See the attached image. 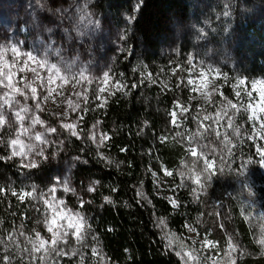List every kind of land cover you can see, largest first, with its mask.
I'll use <instances>...</instances> for the list:
<instances>
[{
	"label": "trees",
	"instance_id": "obj_1",
	"mask_svg": "<svg viewBox=\"0 0 264 264\" xmlns=\"http://www.w3.org/2000/svg\"><path fill=\"white\" fill-rule=\"evenodd\" d=\"M47 2L50 8L38 12L41 23L75 30L80 13L73 5L81 0ZM66 8L72 10L71 21L55 14ZM89 9L90 16L109 18L123 29L122 51L111 62L123 87L102 103L91 99L83 105L78 113L81 139L63 129L55 139L59 159L78 158L73 177L99 184L83 208L61 189L45 196L47 205L44 199H20L22 193L32 191L31 185L37 186L35 197L53 188L54 167L49 160L36 169L25 167L12 156L10 144L0 146V155L12 157L0 160V239L10 246L18 243L21 250L31 248L26 237L35 240L36 231L43 237L51 207L63 200L88 217L97 237L95 241L89 237L88 248L75 245L84 257L83 264H194L183 237L189 225L211 241L209 250L220 264H264V245L258 243L264 237V173L256 151L264 145L248 110L241 108L247 106L234 91L238 78L248 85L264 78V0H91ZM193 69H210L217 75L206 101L193 95L194 86L189 83ZM181 108L188 111L181 114ZM172 113H176L175 123ZM233 113L241 129L239 140L228 126ZM205 116L210 118L205 120ZM10 122L13 127L0 133L6 142L16 136L17 124ZM93 125L107 133L105 147L98 149L88 138ZM198 132L203 139L196 137L190 144ZM217 132L220 139L229 134L234 151L220 165L222 173L217 171L219 157L212 159L210 187L197 199L192 190L198 185L179 172H186L184 163L195 159L191 148L200 152L199 145L205 144L210 152L223 147ZM98 152L113 163L106 166ZM199 163L203 166V160ZM165 169L172 175H165ZM241 171L244 177H239ZM153 172L167 180L176 208L157 192ZM104 196L113 203L105 202ZM158 220L165 223L161 226ZM167 237L173 238L171 244ZM229 237L247 254L230 252ZM180 251L186 254L184 258L177 254ZM7 255L16 257L13 264H44L38 259L40 252L33 253L37 259L30 261L26 253L21 259L20 251L5 252L0 244V264H7ZM48 264H81V256L65 255Z\"/></svg>",
	"mask_w": 264,
	"mask_h": 264
},
{
	"label": "rangeland",
	"instance_id": "obj_2",
	"mask_svg": "<svg viewBox=\"0 0 264 264\" xmlns=\"http://www.w3.org/2000/svg\"><path fill=\"white\" fill-rule=\"evenodd\" d=\"M37 13L35 9V0H0V45H19L21 47V56L13 57L11 51L3 53V58L0 59V96H3L4 92L9 93V97L15 96L22 103L28 104L34 109L31 114L40 116L45 120L46 124H50L56 127L58 130L63 129V123H73L75 125L74 130L78 132V113L87 101L94 99L98 103H102L107 95L112 91H116L122 86L119 77L111 68V62L114 57L122 51L123 47V29L115 24L114 21L109 18L98 16L87 17L84 21L79 23L80 30L84 35H78L76 30H69L61 26H46L41 23L42 27L51 28L53 30L52 37L56 41V47L61 49L62 61L56 57L53 53L52 62L62 63L60 75L66 77L65 80H61L51 73H48L45 69H38L40 75L44 78L46 87L41 89L38 87L40 80H36L32 83V87L37 88V99L41 102V107L45 109L44 112H40L35 109V101H25L22 96L15 94L10 88L5 87L9 84L7 75H11V83L16 87L23 89L25 83V77L31 82L33 74L28 70L36 68V64L32 61H28L27 65L21 60V57L26 52H32L39 59L43 54V49L38 43L39 39H46L48 33L40 31L39 27H33L30 21H36ZM89 20L92 23H89ZM39 22H41L39 16ZM65 29L71 33V39H68L65 33ZM13 59L16 60V65L13 66ZM26 60V57H23ZM23 69V70H20ZM109 69L111 71L109 72ZM108 72V79L105 80L104 73ZM83 73V75H81ZM52 77L49 81V77ZM217 79V75L210 69H193L192 70V84L194 86L193 95L203 101L208 99L209 91L214 86ZM78 81V82H77ZM242 81V83H241ZM235 87L240 89V101L245 103L248 108L249 117H255L252 120L253 128L264 145V132L261 131V125L264 124V78H257L253 80L249 85L246 84L242 78L236 79ZM52 90L51 96L47 100L43 99L44 96H48V90ZM104 89V91H101ZM26 95L31 96V88L25 90ZM42 93V95H41ZM79 93V95H77ZM236 93V92H235ZM250 94V95H249ZM85 96L87 99H85ZM71 101V105L69 104ZM0 103H3L0 100ZM79 104V107L75 105ZM251 105V107H249ZM9 106L5 105V110H8ZM19 107L17 106V109ZM13 121L16 122V136L13 139H17L16 145H11L12 153H24V155H16L21 163L27 165L29 160L34 158V152L27 151V145L32 143H38L34 139H30L32 133L24 134L23 128L30 124V121L25 119L23 123L15 119V113H11ZM37 131H43L39 125L36 126ZM97 138L103 133L98 126H96ZM68 132L67 130H65ZM52 140V146L48 147L49 160L54 167V179L56 189L63 190L60 182L67 180L72 188H75L77 195H70L72 201L76 205L81 206V198L84 201H89L90 193L87 192V188L91 186L89 182L82 180H76L73 177V169L75 168L77 159L74 157L59 159V146L55 139V134H50ZM95 143V142H94ZM96 144V143H95ZM56 152L55 156L51 153ZM261 171L264 173V165L261 164ZM155 183L157 192L164 196L169 202L175 201L170 191V186L167 180H163L158 176H155ZM172 204V203H171ZM66 206V207H65ZM62 210V211H61ZM60 212V215L65 216V219L56 218V228L63 227V229L74 232L75 229H67L69 222L68 213L77 212V208H72L67 204H56L51 207L50 221L47 225L46 234L43 236L47 241L45 247L51 245L52 233L48 231L51 220L56 217V213ZM75 223V219L71 221ZM54 228V231L56 230ZM187 245L189 256L192 258L194 264H220L217 257L212 255L209 250L210 243L202 236H199L196 232L189 231L187 227L186 232L183 234ZM70 245L65 250L70 251L71 247L77 245L75 236L69 237ZM39 247V242H37ZM63 246V245H61ZM40 254H44L41 250Z\"/></svg>",
	"mask_w": 264,
	"mask_h": 264
},
{
	"label": "snow or ice",
	"instance_id": "obj_3",
	"mask_svg": "<svg viewBox=\"0 0 264 264\" xmlns=\"http://www.w3.org/2000/svg\"><path fill=\"white\" fill-rule=\"evenodd\" d=\"M91 0H81V2L76 3L74 2L73 7H75L76 11L80 13L78 22L73 25L75 28L76 32L78 35H84V33L80 30L79 28V22L84 21L87 17L90 15V9H89V4ZM49 7L48 2L45 3V0H35V9L38 12L47 10ZM60 19L62 20H72V10L71 8H66V9H58L55 13ZM89 23H92L91 20H89ZM30 24L33 27H39L40 31H45L49 35L46 39H39L38 43L40 44L41 48L43 49V54L40 55L39 59L37 58L36 55H33L32 52H26L23 54L21 57V60L24 64L27 65L28 61H32L36 64V68H31L29 66L28 70L32 72L33 74V79L31 82L28 81L27 77H25V83H24V88H16L12 83V77L11 75H8L7 73V78L9 80V84L5 85V87L10 88L15 94L22 96L25 101L31 99L35 101V109L39 110L40 112H44L45 109L41 107V102L39 99H37V88L32 87V83H35V81L38 79L40 80V84L38 85L39 88L44 89L46 87L44 83V78L40 75V72L38 69H45L48 73H51L52 76H55L61 80L66 81V77H63L60 75L61 69L63 67L62 63H54L52 62V57L53 53L56 54V57L59 58L60 61H62V56H61V49L56 47V41L52 37V32L53 30L51 28H46L42 27L41 22H39V16L37 15V20L30 21ZM65 33L68 39H71V33L68 32L67 29H65ZM11 51L13 54V57H18L21 56V47L19 45L12 46V45H0V59L3 58V53L7 51ZM23 57H26V60L23 59ZM13 66L16 65V60L13 59L12 61ZM188 63L191 64V59L188 60ZM195 66H193L194 68ZM23 70V69H20ZM111 69H109V72ZM83 75V73H81ZM109 73L106 72L104 73L105 80L108 79ZM51 76L48 78L49 81L51 80ZM225 79H227L225 77ZM67 82V81H66ZM78 82V81H77ZM153 82H155L153 80ZM189 83H192V81H189ZM242 83V81H241ZM121 86L117 90L120 91L122 90ZM31 88V96L26 95L27 89ZM101 91H104V89H101ZM234 91L236 92L237 97L240 96V89L238 87L234 86ZM52 90H48V96H44L43 99L47 100L49 96H51ZM42 95V93H41ZM79 95V93H77ZM124 95H128L127 92H124ZM250 95V94H249ZM85 99L87 97L85 96ZM227 99V98H226ZM0 100L3 101V103H0V133L5 131V127L7 128H12L13 125L10 122L12 119L11 113H15V119L17 121H20L23 123L25 119L30 121V124L27 127L23 128V133L24 134H29L32 133L33 135L30 136V139H34L36 142L35 144H28L27 151L28 152H34V158L30 159L28 164L25 165V167L31 168V169H36L40 164H42L45 160L49 158L48 154V147L52 146V140L50 139V134H56L59 135V130L56 127L51 126L50 124H46L45 120H43L40 116L31 114L34 112V109L30 107L26 103H22L19 99H16L15 96H12L11 98L9 97L8 92H4L3 96H0ZM71 101H69V104L71 105ZM228 104L231 105L233 108H236V105L232 104V102L229 100ZM5 105H8L9 108L8 110H5ZM17 106L19 107V110L17 109ZM102 106V105H101ZM75 107H79V104L75 105ZM251 107V105H249ZM241 108L243 111L247 112V108H244L243 105H241ZM187 108H181V114L184 112H187ZM240 109H237V112H239ZM261 111H264V108L261 109ZM224 115L227 116V112L224 113ZM173 116V123H175V117L176 113H172ZM235 116L236 113H233V115L228 116V126L232 128V135H235L237 140L242 139L240 133L241 129L239 126L235 125ZM255 117V113H253V116L249 117V119H253ZM210 117L205 116L204 119L208 120ZM222 118V117H221ZM83 119V117H81ZM39 125L41 128H43V131H37L36 126ZM62 127L67 130L71 137H76L77 139H81L82 137L78 134L76 130H74L75 125L73 123H63ZM96 125H93V130L90 133V136L88 138L92 139L93 142L96 143L97 148L100 149L102 147H105V140L108 139L107 133H102L99 138H97L96 134ZM261 131L264 132V124L261 125ZM177 136H180L181 133H176ZM217 139L219 140L220 144L223 145L222 148L217 149L215 147L211 148V151L209 152V145L205 144H200V152H197L195 148H191L189 151L193 157H195L194 160H192L190 163H184V168L187 169V171H180L179 175L185 179H192L195 184L198 185L197 189H193V194L196 196L197 199H199V196L203 193L206 192L207 188L210 187V181L213 178V172H212V159L216 158L217 156L219 157V163L217 165V171L222 173L223 172V167L220 165L224 164V159L225 156L231 157L233 151H234V145L232 139L229 138V134H225L223 139H220V133H216ZM196 137H200L203 139V134L202 133H196L194 134L193 138L189 140V143L191 144L193 140ZM264 138V136H262ZM249 139H252V137H249ZM165 140L164 136L160 137V141L163 142ZM18 143L17 139H12L10 142H6L3 138L2 135H0V146L8 147L10 145H16ZM59 143H63V141H59ZM121 151H124V149H121ZM257 154L259 155L260 162L262 165H264V146L258 147L257 148ZM57 153L53 152L51 153L52 156H55ZM16 155H24V153H17L16 151H13L12 156ZM98 159H100L102 162H104L107 165H111L113 163L112 160H110L108 157L104 156L102 152L97 153ZM6 159H12L11 156L5 157L0 155V160H6ZM78 159V158H77ZM203 160V166H200V161ZM253 160H249L247 163L251 164L253 163ZM183 163V162H182ZM119 167V165H117ZM153 176L156 175L155 172L152 173ZM165 175H172L171 172H168L167 169H165ZM239 177H244V172H239ZM61 186L63 187V191L65 193L71 192L72 195H77V191L75 188H72L70 186V183L67 180L61 181L60 182ZM99 184V181L94 182L91 186L87 188L88 193H92L96 191V187ZM182 187H187V184H182ZM32 191L30 192H24L21 194L20 199H23L24 196H28L34 199H44L45 204L47 205L48 200L45 199V196H52V194L56 191V188H50L47 193L41 192L38 197L33 196V193L37 191V186L36 185H31L30 186ZM112 191H117V189L113 188ZM139 196H143L142 192L137 193ZM12 195H17L15 191L12 192ZM248 195L251 196V190H249ZM55 199V197H52ZM104 201L107 203H113V200L109 196H104ZM58 204H64L63 200H58ZM90 203V201H84L81 198V208L84 207L85 204ZM151 203V201H149ZM173 208H176L178 205L176 201H171ZM66 207V206H65ZM62 211V210H61ZM56 218L59 219H65L66 217L63 215H60V212L58 211L56 213V217H54L51 222L50 226H48V231L52 233V238H51V245L48 247H45L47 244V241L44 240V238L40 235L38 231L33 229V231H36V238L33 240L31 237H26L28 242L32 245L31 248H23L22 250L19 248V244L14 242V246H10L8 243H6L4 240L0 239V244H4V250L5 252H12L16 253L17 251L21 252V259H23V254H27L29 257V260L31 261L32 259H37L33 255V253L36 252H43L45 253L44 255H41L38 259L40 261H43L44 264H48L49 260H54L57 257H62L65 255H72V256H81V264H83L84 257L80 251H78L77 248L71 247L70 252L66 251L65 249L69 247L70 241L69 237L70 236H75L76 238V243L79 244L81 249L88 248L90 247L88 243L89 237L93 241L97 240V237L94 235L91 225L89 224L88 217L83 215L82 212H70L68 213V219L69 222L67 224V229H75L74 232H69L63 227L56 228ZM75 219V223H72L71 221ZM37 223L39 224L40 221L38 220ZM165 222L164 220H158L159 225H163ZM47 226V225H46ZM189 231H195L194 228L191 227V225L188 226ZM54 228L56 230L54 231ZM262 232H264V229H262ZM23 235V233H21ZM169 240V243L171 244L173 242L172 237H167ZM9 240L12 241L13 237L11 234L9 235ZM37 241L39 242V247H37ZM208 243H211V241H208ZM259 244L264 245V237H262L259 241ZM63 245V246H61ZM214 246V245H213ZM229 249L230 252H240L241 255H246L247 253L243 252L242 249H240L239 245L237 243H234L232 241V238L229 237ZM92 253L96 254L97 249L95 247H92ZM180 255L182 258L186 255L183 251H180L177 253ZM16 257L14 255H7L4 257V259L7 261V264H13V260ZM185 264H187V261H185Z\"/></svg>",
	"mask_w": 264,
	"mask_h": 264
}]
</instances>
